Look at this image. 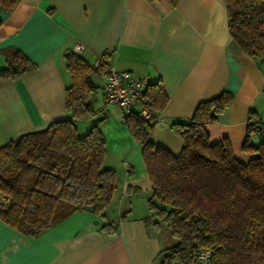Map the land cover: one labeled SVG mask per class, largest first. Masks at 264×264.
I'll list each match as a JSON object with an SVG mask.
<instances>
[{"label": "crops", "instance_id": "crops-1", "mask_svg": "<svg viewBox=\"0 0 264 264\" xmlns=\"http://www.w3.org/2000/svg\"><path fill=\"white\" fill-rule=\"evenodd\" d=\"M0 22V69L8 48L35 63L16 78L0 76V146L67 118L64 55L76 43L84 45L88 63L108 51L116 69L161 82L168 100L148 138L174 154L183 143L171 123L189 118L200 100L222 89L233 101L205 125L210 142L227 137L245 157L241 146L251 112L264 123V56L252 59L238 49L222 0H19L10 12L0 9ZM103 81H97L93 104L107 111L100 123L106 141L102 167L116 173L105 216L77 210L36 236L0 219V264H159V251L173 243L167 227L164 237L161 223L157 229L145 222L152 188L141 147L123 121L126 111L104 102ZM79 123L85 130L91 121ZM261 140L264 135L249 136L253 145ZM109 221L118 222L114 234L100 231Z\"/></svg>", "mask_w": 264, "mask_h": 264}, {"label": "trees", "instance_id": "trees-1", "mask_svg": "<svg viewBox=\"0 0 264 264\" xmlns=\"http://www.w3.org/2000/svg\"><path fill=\"white\" fill-rule=\"evenodd\" d=\"M18 1L0 0V9L10 12ZM222 1L228 32L238 49L252 59L264 56V0ZM4 54L2 78H16L35 68L18 49L8 48ZM110 56L105 51L97 64H91L81 52L67 50V118L20 133L0 146V219L17 231L36 236L87 204L105 216L116 173L102 167L105 136L100 123L107 111L105 106L95 108L93 99ZM148 82L141 99L160 114L168 96L160 81ZM232 101L233 95L222 89L200 100L189 118L172 122L183 143L178 154L149 140L153 121L133 110L123 114L140 144L151 183L145 222L157 229L164 223L175 240L159 251V264H194L198 247L211 250L213 264H264V140L257 145L249 141L256 118L251 112L241 146L245 157L234 152L227 137L210 142L205 126ZM86 120L90 125L80 129L79 122ZM117 228V221H109L100 231L114 234Z\"/></svg>", "mask_w": 264, "mask_h": 264}, {"label": "built area", "instance_id": "built-area-1", "mask_svg": "<svg viewBox=\"0 0 264 264\" xmlns=\"http://www.w3.org/2000/svg\"><path fill=\"white\" fill-rule=\"evenodd\" d=\"M83 48L82 43H76L72 49L80 53ZM148 83L147 76L135 77L130 71L116 69L113 64H110L101 86L104 102L117 105L125 111L133 110L145 120L161 122V115L152 112L148 108V101L141 99V94ZM251 134L264 135V123L256 119L252 125ZM124 166L126 170L129 169L128 162H124ZM193 259L194 264H213L209 248L198 247L194 251Z\"/></svg>", "mask_w": 264, "mask_h": 264}, {"label": "rangeland", "instance_id": "rangeland-1", "mask_svg": "<svg viewBox=\"0 0 264 264\" xmlns=\"http://www.w3.org/2000/svg\"><path fill=\"white\" fill-rule=\"evenodd\" d=\"M110 105H113V104H110ZM80 129H82V127L80 126ZM102 133H103V131H102ZM104 134V133H103ZM105 146H106V141H105ZM111 161H113V160H111ZM162 224V229H161V233L163 234V236L164 237H166V230H165V227H166V225L164 224V223H161ZM168 231V230H167ZM168 237H169V241H172V242H174L175 240L168 234ZM159 258H160V256H159Z\"/></svg>", "mask_w": 264, "mask_h": 264}, {"label": "water", "instance_id": "water-1", "mask_svg": "<svg viewBox=\"0 0 264 264\" xmlns=\"http://www.w3.org/2000/svg\"><path fill=\"white\" fill-rule=\"evenodd\" d=\"M83 208L88 211H93L94 210V205L93 204H87L83 205Z\"/></svg>", "mask_w": 264, "mask_h": 264}]
</instances>
